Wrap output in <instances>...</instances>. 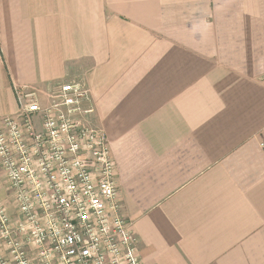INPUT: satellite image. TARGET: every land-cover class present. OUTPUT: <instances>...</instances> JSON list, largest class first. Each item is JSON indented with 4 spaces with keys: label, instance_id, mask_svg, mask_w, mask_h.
Listing matches in <instances>:
<instances>
[{
    "label": "crops",
    "instance_id": "0c3cea01",
    "mask_svg": "<svg viewBox=\"0 0 264 264\" xmlns=\"http://www.w3.org/2000/svg\"><path fill=\"white\" fill-rule=\"evenodd\" d=\"M75 81L141 264H264V0H0V117Z\"/></svg>",
    "mask_w": 264,
    "mask_h": 264
},
{
    "label": "built area",
    "instance_id": "2783aa9c",
    "mask_svg": "<svg viewBox=\"0 0 264 264\" xmlns=\"http://www.w3.org/2000/svg\"><path fill=\"white\" fill-rule=\"evenodd\" d=\"M15 94L17 115L0 117V178L13 206L0 196V264H141L108 140L87 122V88L53 84L45 104Z\"/></svg>",
    "mask_w": 264,
    "mask_h": 264
}]
</instances>
